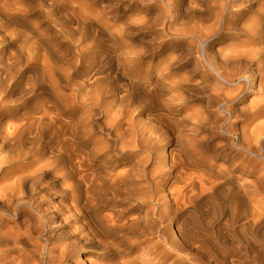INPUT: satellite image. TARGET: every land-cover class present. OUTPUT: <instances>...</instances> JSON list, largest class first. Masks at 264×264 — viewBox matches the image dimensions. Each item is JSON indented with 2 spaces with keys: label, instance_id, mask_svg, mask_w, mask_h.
I'll return each mask as SVG.
<instances>
[{
  "label": "bare ground",
  "instance_id": "bare-ground-1",
  "mask_svg": "<svg viewBox=\"0 0 264 264\" xmlns=\"http://www.w3.org/2000/svg\"><path fill=\"white\" fill-rule=\"evenodd\" d=\"M201 1L217 11V21L226 11L233 13V21L249 9L258 24L236 30L231 25L217 33L193 28L194 40L184 58L172 55L169 47L172 38L188 35L168 20H202L196 0H137L134 5L144 10L159 2L168 8L159 29L150 28L148 48L140 49L125 40L138 30L89 28L91 22L82 17L84 7L76 0L65 10L81 28L41 31L40 49L34 32L12 34L20 11L0 3V171L9 165L4 174L18 184L17 189H0V264H86L76 251L86 237L104 248L107 262L121 254L123 264H264L262 126L244 134L247 138L238 146L245 155L241 159L219 144L197 143L187 134L186 142L173 143L178 154L166 141L171 126L180 121L173 114L184 113L185 119L190 110L182 91L199 80L216 100L225 97L223 84L237 85L238 95L222 99L221 105H229L224 117L230 119L256 88L262 99L250 116L253 122L264 119V0ZM260 1L263 7L253 9ZM221 29L235 33L233 46L219 45L225 39L218 35ZM33 39L39 45L25 51V65L20 64L25 69H17L5 42L28 45ZM95 41L100 50L93 53ZM51 42L54 47H46ZM108 68L115 77L105 76ZM28 70L35 71L34 79ZM211 107L208 113L215 109ZM67 112L71 117L64 119ZM201 116L199 122L206 119ZM44 139L63 143L50 151L42 145ZM16 144L26 149L10 170L13 159L3 152ZM203 148L211 158L201 154ZM53 157L63 162V181H72L56 187V193H70L61 208L78 226L77 241L60 239L53 228L41 233V226L35 228L29 220L28 207L41 211L33 196L38 171ZM119 167L123 170L112 173ZM189 169L204 173L189 175ZM247 173L256 180L243 178ZM132 255L142 262L126 261Z\"/></svg>",
  "mask_w": 264,
  "mask_h": 264
},
{
  "label": "rangeland",
  "instance_id": "rangeland-1",
  "mask_svg": "<svg viewBox=\"0 0 264 264\" xmlns=\"http://www.w3.org/2000/svg\"><path fill=\"white\" fill-rule=\"evenodd\" d=\"M76 0H0L1 5L5 7H10L18 9L20 11L17 14V17L14 18L12 21L11 32L12 34H31L33 33L34 36L38 39L35 43L33 39L31 43L28 45L21 44V43H9L5 42L8 46L9 53H12V62L16 63V68H21V70L25 69L24 66H21L24 62V55L25 51L28 49H34L36 44L39 45L41 49V31L47 29L52 33H57L58 31H67L73 28H81L73 19H71L69 13L65 10L66 6L74 3ZM81 3L82 8L84 7L82 17H86L90 20L91 24L89 28H133L134 30H138L137 36L133 37H126L125 40L129 46L140 49V48H148L150 40L151 32L150 28L159 29V23L161 19H166L168 16L165 14V11L168 9L166 6H161L157 4L156 6H150V9H142L140 6L134 5L137 3V0H77ZM193 1V0H186ZM199 8L200 15L203 16L202 20L200 16L198 18H190L189 20H180L179 23H172L173 20L169 21V26L172 28L179 29L181 31H185L186 35L183 39L172 38L171 42L173 46L169 47L171 50V54L174 56H182L184 58L187 57V49L191 47V41L194 39L192 38L191 31L193 28H210V31H214L217 33V29L219 28H227L228 26L236 29L240 28H256L257 20L252 21L250 19L252 14L249 9L245 10L240 17H232V12H225L223 14L222 20L217 21L216 13L217 11L212 10L206 7L207 1L196 0ZM214 5H219L222 3V0H213ZM143 4V2H140ZM263 2H259L253 9H261ZM132 5V8H129ZM107 6V10L103 11V7ZM136 6V7H134ZM124 7L129 9H124ZM117 14V17H116ZM80 15V16H81ZM159 18V19H158ZM157 25V26H156ZM150 30V31H149ZM219 31V30H218ZM228 32V31H227ZM225 29H221L218 32L219 37L224 35L225 39L219 40V45H224L230 47L235 44L233 39H230L234 36L235 33L233 31H229L228 34ZM238 35V33H236ZM2 25L0 23V36H2ZM54 38H61V36ZM246 34L241 36V39H246ZM45 39V38H44ZM50 39L53 40L52 37ZM107 41V40H106ZM152 43V42H151ZM53 42L51 44H47L46 47H54ZM76 45L75 43H73ZM93 53H96L100 50L98 48V43L95 41L94 44H91ZM76 48V47H75ZM23 49V50H22ZM47 51H52L49 49ZM70 53V52H68ZM68 57V56H67ZM71 58V57H68ZM192 58V57H191ZM150 57L146 56V60H149ZM76 58H74V61ZM18 63V65H17ZM21 64V65H20ZM25 65V64H23ZM185 69H190V66H187ZM31 79L35 78V71L28 70ZM105 76L111 75L115 77V72H113L110 68L105 71ZM40 76V75H39ZM200 81V80H199ZM199 81L193 82V87H191L187 91H182L183 97L188 99L187 106L190 108L189 112L182 115L173 114L176 116L175 118H179L180 121L176 124L171 126V137H168L167 140H170V149L176 150L175 152L178 154V149L174 142L178 139H183L184 142L185 136L189 137V139H193L195 142L199 143H207L209 145L212 144H219L223 151L226 153H231V156H238L239 159L244 157V153L242 149L238 146L245 142L247 137H244V134L252 135L253 128L255 125H261L264 131V119L260 121L253 122L250 113L254 111V108L258 106V101L262 99L261 94L256 92V88L253 89V92L250 93V96L241 104V109L237 112L235 118H228L224 117L225 112L224 108L229 107L227 103L224 102L222 104V99L229 98L230 96H236L239 93L237 85L235 86H228L227 84H223V92L225 97L218 98L216 100L213 96L210 95V92L204 88L203 86L199 85ZM38 102H41V96H37ZM213 106V107H211ZM218 106H220L218 108ZM211 107L215 108L211 110L213 112L208 113ZM205 116L206 119H203L201 122L198 121V118H202ZM71 117L69 112L65 114L64 119H68ZM145 118V117H143ZM196 121V122H195ZM194 122V123H192ZM244 137V138H243ZM42 145L46 146L49 145L50 151H55L58 146H62L63 141H59L57 139L48 141L44 139L42 141ZM49 143V144H48ZM232 144L233 147L231 148L229 144ZM226 144L228 146L223 147ZM25 145L16 144L15 146H10L7 149V152H3L8 159H13V166H11L10 170L17 166L16 157L22 153H25ZM197 151H200L197 150ZM201 154L205 152L204 148L200 151ZM243 153V154H242ZM206 158H211L212 154L209 152L204 153ZM64 158H66L64 156ZM61 158V159H64ZM62 160L51 159L50 162H47V166L44 165L38 171V181L36 184V191L33 193L35 199H38L41 204V211L39 213L38 210L28 207L27 212L30 214L31 218L29 220L36 224L34 225L35 228L39 229L41 226V233L46 232L49 228H53V232L64 241L75 240L77 241L78 238L74 236V231L78 226L72 223L73 217L70 216V213L67 211L62 210L61 206L64 202L65 198H67L70 193L59 194L56 193V187L62 185L63 175L62 172L59 170L61 167L59 166ZM5 165V164H4ZM128 162L125 163V167H127ZM9 166V165H8ZM7 165L2 167V171H0V189L3 186H7L9 188L15 185V188H18V184L15 183V178H10L9 175H5V171L9 168ZM9 170V171H10ZM123 168L119 167L113 170L112 173H119L122 171ZM8 171V170H7ZM186 173L189 175H200L204 172L199 170H185ZM129 173L131 174V170L129 168ZM243 178H246L248 181H255L256 177L252 174H245ZM65 184L71 185L72 181L68 180L65 181ZM64 184V187L67 186ZM26 195L29 194V186H27L24 190ZM60 215H56L57 212L61 211ZM56 222V224H55ZM55 224V225H54ZM92 238L86 237L84 241H82L76 248L77 253L82 252L83 257L85 258L86 264H102L104 261L107 262L102 256L106 253L103 247H98L94 244L91 240ZM3 245H6L3 244ZM121 255V254H120ZM120 255H115L114 259L110 262V264H123L124 262L121 259ZM138 255H132L126 259L129 261L137 260L138 262H142L139 259ZM152 264V263H149Z\"/></svg>",
  "mask_w": 264,
  "mask_h": 264
}]
</instances>
